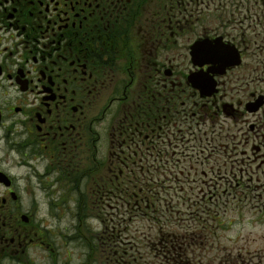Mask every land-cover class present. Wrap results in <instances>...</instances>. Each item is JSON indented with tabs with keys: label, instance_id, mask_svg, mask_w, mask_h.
Returning a JSON list of instances; mask_svg holds the SVG:
<instances>
[{
	"label": "flooded vegetation",
	"instance_id": "af4514ba",
	"mask_svg": "<svg viewBox=\"0 0 264 264\" xmlns=\"http://www.w3.org/2000/svg\"><path fill=\"white\" fill-rule=\"evenodd\" d=\"M260 214L264 0H0V264L263 263Z\"/></svg>",
	"mask_w": 264,
	"mask_h": 264
},
{
	"label": "rangeland",
	"instance_id": "374dc122",
	"mask_svg": "<svg viewBox=\"0 0 264 264\" xmlns=\"http://www.w3.org/2000/svg\"><path fill=\"white\" fill-rule=\"evenodd\" d=\"M235 107L238 108L237 105H235ZM76 209H77V207H76ZM68 216H69V214H67V217ZM158 216H161V213L158 214ZM194 216H195L194 214L182 215V217L185 218V221L189 222L191 224V226H195ZM91 218L92 219L97 218L96 214L95 213H92L89 215L86 214L84 216V221L87 220V222L90 223ZM144 218H148V217H144ZM252 219L256 222V224L254 226L247 225L244 227L243 235H245V236L240 240V244L241 245L247 244V248H249L250 250H254L255 248L262 249V253H264V214H260L259 221L257 220V218L254 215L252 216ZM157 222H158V220L154 217H152V220L149 221L148 223H146L145 221H142V220H138L137 221V227H138L137 232H138V234L141 235L143 232H148V233L151 232L153 237H154L158 232H160L159 229L156 227H153V229L150 230L147 227L149 224L157 226ZM166 231H168V230H166ZM181 231H183V230H181ZM204 233H208V235L210 236V231L207 230V231H204ZM72 247H74V246H72ZM229 247L230 248L236 247V245H232ZM229 247L227 246V243L222 244V245H214L211 243L202 244L200 246L199 252H197L198 256L194 258L193 254H190L189 260H187V261L184 260L182 264H213V263L221 264L222 263V257L226 253L225 249H229ZM194 249L190 248L191 253L194 251ZM150 253H152V264H170L164 260V256L157 255L155 250L149 252V254ZM254 260H256V259H254ZM254 260H252L250 264H257V263L258 264H264V262L263 263L262 262H256Z\"/></svg>",
	"mask_w": 264,
	"mask_h": 264
},
{
	"label": "trees",
	"instance_id": "16d2710c",
	"mask_svg": "<svg viewBox=\"0 0 264 264\" xmlns=\"http://www.w3.org/2000/svg\"><path fill=\"white\" fill-rule=\"evenodd\" d=\"M153 239V238H152Z\"/></svg>",
	"mask_w": 264,
	"mask_h": 264
}]
</instances>
